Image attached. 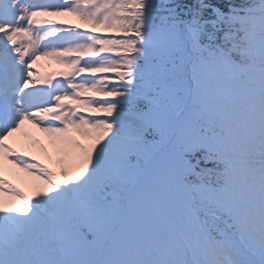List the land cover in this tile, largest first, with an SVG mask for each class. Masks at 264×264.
Segmentation results:
<instances>
[{
	"label": "snow or ice",
	"instance_id": "6c2138e0",
	"mask_svg": "<svg viewBox=\"0 0 264 264\" xmlns=\"http://www.w3.org/2000/svg\"><path fill=\"white\" fill-rule=\"evenodd\" d=\"M0 264H264V0H0Z\"/></svg>",
	"mask_w": 264,
	"mask_h": 264
},
{
	"label": "bare ground",
	"instance_id": "6f19581e",
	"mask_svg": "<svg viewBox=\"0 0 264 264\" xmlns=\"http://www.w3.org/2000/svg\"><path fill=\"white\" fill-rule=\"evenodd\" d=\"M70 20L72 19L73 22H76L74 18L71 17H66V18H62V19H66V20ZM71 20V21H72ZM41 64L43 65L42 71H52V70H56L58 69L60 66L57 65L53 60H42ZM39 136H41V139L44 141L45 147L48 149L49 152H51V146L48 145L47 143V139L43 136V134H38ZM33 151L35 152V154L37 155L38 159H41L42 162L44 163H48L47 157L43 154V152L39 151L38 149H33ZM51 166V165H50ZM23 175V174H21ZM22 187H25L26 190H28L27 185L24 183H21Z\"/></svg>",
	"mask_w": 264,
	"mask_h": 264
},
{
	"label": "rangeland",
	"instance_id": "374dc122",
	"mask_svg": "<svg viewBox=\"0 0 264 264\" xmlns=\"http://www.w3.org/2000/svg\"><path fill=\"white\" fill-rule=\"evenodd\" d=\"M76 22H78V21H76Z\"/></svg>",
	"mask_w": 264,
	"mask_h": 264
}]
</instances>
